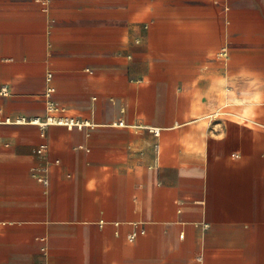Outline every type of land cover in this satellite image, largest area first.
I'll list each match as a JSON object with an SVG mask.
<instances>
[{"label": "crops", "instance_id": "crops-1", "mask_svg": "<svg viewBox=\"0 0 264 264\" xmlns=\"http://www.w3.org/2000/svg\"><path fill=\"white\" fill-rule=\"evenodd\" d=\"M0 264H264V0H0Z\"/></svg>", "mask_w": 264, "mask_h": 264}, {"label": "built area", "instance_id": "built-area-1", "mask_svg": "<svg viewBox=\"0 0 264 264\" xmlns=\"http://www.w3.org/2000/svg\"><path fill=\"white\" fill-rule=\"evenodd\" d=\"M49 77H51V74H49ZM7 85L4 86L2 89V93H6L7 91ZM54 91L53 88H49L46 96L48 97V100L46 102V110L48 111V115L44 118L39 116L34 117H26V116H20L16 118L15 120H12L10 117L5 118L6 122H15V123H31V124H37L39 125L43 130L52 124H59V125H66L68 128L72 127H78L83 128L86 126H91L92 124L88 121H81L79 119H76L72 116L65 115V114H58V113H64L65 109L61 106H59L55 101L52 100L51 94ZM120 124H123V122H120ZM154 133H156V129H153ZM46 150L45 146H41L38 149H36V152L41 153ZM57 163L59 161H56ZM49 165L44 164L40 167H37L33 170V177L36 178L39 182H41L43 185L47 186L49 184ZM141 233H144V229L140 230ZM138 232L134 231L129 235V240L133 241L137 237Z\"/></svg>", "mask_w": 264, "mask_h": 264}]
</instances>
